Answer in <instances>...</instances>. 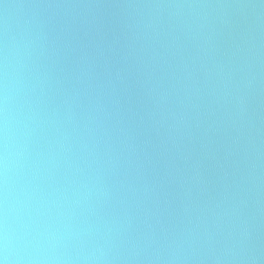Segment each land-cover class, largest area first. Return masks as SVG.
Returning a JSON list of instances; mask_svg holds the SVG:
<instances>
[{
	"label": "water",
	"instance_id": "1",
	"mask_svg": "<svg viewBox=\"0 0 264 264\" xmlns=\"http://www.w3.org/2000/svg\"><path fill=\"white\" fill-rule=\"evenodd\" d=\"M5 56L36 264H264V0H0Z\"/></svg>",
	"mask_w": 264,
	"mask_h": 264
},
{
	"label": "clouds",
	"instance_id": "2",
	"mask_svg": "<svg viewBox=\"0 0 264 264\" xmlns=\"http://www.w3.org/2000/svg\"><path fill=\"white\" fill-rule=\"evenodd\" d=\"M8 80V62L7 56H5L3 82L0 83V169L4 176L3 208L0 211V264H36L30 248V245L36 240V236L28 230L29 225L25 224V230L17 234L10 228L8 221L7 173L12 147L9 139Z\"/></svg>",
	"mask_w": 264,
	"mask_h": 264
}]
</instances>
